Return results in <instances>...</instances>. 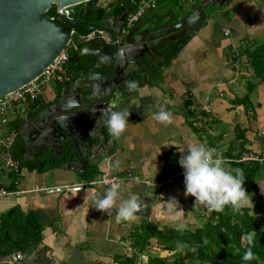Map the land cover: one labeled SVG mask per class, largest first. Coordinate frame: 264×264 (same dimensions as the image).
Segmentation results:
<instances>
[{"label":"crops","instance_id":"1","mask_svg":"<svg viewBox=\"0 0 264 264\" xmlns=\"http://www.w3.org/2000/svg\"><path fill=\"white\" fill-rule=\"evenodd\" d=\"M205 11L206 19L171 65L163 70L160 79L145 83L142 73L137 72L128 80L137 82L139 87L131 91L121 109L130 112L127 130L114 140L104 128L106 144L100 154L109 150L111 157L91 163L89 157L84 156L80 165L79 157L63 146L64 158L51 159L52 152L36 159L25 158V151L19 144L21 120L15 132V143L23 150V160L27 163L21 166L11 188V175L0 176V188L14 193L0 197V238L7 218L16 213H35L43 231L39 242L31 243L29 250L23 253L25 259L20 264H112L114 261L125 264L126 258L132 255L135 260L126 264H147L148 250L164 248V245L157 238L151 239L146 251L140 254L133 236L139 233L142 224L151 223L158 228L178 227L189 216L205 217L209 212L203 206L194 207L195 198L185 196V185L178 181L159 191L141 182L122 183L117 207L122 200L135 195L142 208L135 221L119 223L115 220V208L109 215L93 206L94 199L102 198L109 187L97 185L82 192L59 195L31 192L35 188L85 182L87 180L82 176L87 171L94 173V170L98 176L106 172L150 180L170 177L180 167L181 156L187 155V148L194 144H203L221 154L228 160L224 167L233 174L235 169L230 164L239 163L243 154L258 157L264 154V82L249 92L251 81L245 77L244 69L230 61V51L241 55L240 47L264 41V0H223L222 4H212ZM141 23L143 27L150 26L147 20ZM223 30H228L229 35L224 36ZM75 78L71 82L77 80ZM60 92L61 89L53 84V88H48L43 95L41 103L47 104V108L57 103ZM186 102H190L188 108ZM161 105L172 114L171 124L152 119ZM34 115L28 114L26 118ZM238 128L245 132L244 147L236 138ZM7 131H11L8 124L0 126V134ZM229 148L237 158L225 156ZM166 154L169 162L165 167ZM47 158L53 166L46 162L41 171L33 169ZM61 160H65L64 163ZM2 161L0 150V163ZM91 166L95 169L92 170ZM243 187L248 194L244 207L264 216L254 202L261 196L259 201L264 203V171L253 185ZM170 198L179 202L177 208L169 209L167 202ZM195 223L191 229L195 228ZM12 256L0 257V264H12Z\"/></svg>","mask_w":264,"mask_h":264},{"label":"water","instance_id":"2","mask_svg":"<svg viewBox=\"0 0 264 264\" xmlns=\"http://www.w3.org/2000/svg\"><path fill=\"white\" fill-rule=\"evenodd\" d=\"M96 1L0 0V98L40 76L68 45L70 31L47 16L49 9L55 6L59 19L77 24L85 21ZM216 3L222 4L223 0H205L177 23L163 25L154 32L143 30L139 23L118 44L127 13L116 20L107 15L99 29L87 27L90 31H107L105 39H98L96 44L83 43L77 54V58L92 57L94 71L63 85L57 103L23 120L18 133L24 157L36 159L52 152L51 159L64 158L63 146L79 157L80 165L84 156L91 163L111 157L109 150L100 154L106 144L105 127L97 124L100 112L109 105L122 111L126 98L132 94L125 83L137 72L149 83L151 64L202 23L207 17V6ZM165 42L168 46L158 51ZM128 69L130 72H126ZM94 85H100L102 94L94 95Z\"/></svg>","mask_w":264,"mask_h":264},{"label":"trees","instance_id":"3","mask_svg":"<svg viewBox=\"0 0 264 264\" xmlns=\"http://www.w3.org/2000/svg\"><path fill=\"white\" fill-rule=\"evenodd\" d=\"M142 1L108 0L107 3L101 4L97 0L90 8L83 23L100 27L107 15H111L114 19L120 18L124 13H127V16ZM204 1L193 0L191 5L185 6L180 0H158L155 9L147 11L138 22L147 20L155 29L166 24H175ZM211 5L209 4L207 8ZM186 7H190V11L185 12ZM46 14L51 18L57 19L60 25H68L67 30H73V40L76 43V49L70 50L69 60L66 63L67 75L70 77V80L89 72L92 69L93 59L89 58L90 60L84 61L82 58H77V54L84 43L81 41V38L87 35L90 30L85 29L84 25L80 23L72 24L62 20L59 21L55 6H52ZM200 25L193 31L186 32L167 52L151 64L148 74L151 82H156L161 78L163 70L171 65L172 61L191 40ZM240 48L241 55H236L233 51H230V61L235 65H241L242 69H244L245 77L251 81L249 83V92H252L257 85L264 82V41L253 43L249 46L244 45ZM63 84L66 83H57L55 85L60 90ZM41 100L42 97L31 104L28 112L29 115L37 114L47 108L48 105L41 103ZM189 104L190 102H186L187 108ZM21 120L20 118H16L9 122V129L17 132ZM236 136L238 143L244 147L246 144L244 130L238 128ZM232 153L233 149L229 148L225 156L238 157L237 155L233 156ZM167 154L170 153L167 152ZM167 154L164 158L165 167L169 162ZM12 157L19 162L20 169L22 165L27 163L23 160V150L16 143L12 150ZM64 161L61 160L63 163ZM46 162L49 166L54 165L47 158L41 162L40 166L34 165L33 169L41 171L43 165H47L45 164ZM230 165L235 170H243L245 180L243 185H253L255 179L264 171V164L255 161L233 162ZM90 168L92 170L95 169L94 166ZM94 171L91 174L87 171L82 178L87 181L94 180L98 176L96 170ZM10 175L12 177L11 188L14 186L13 182H16L17 177L13 173ZM168 175L166 174V176ZM259 199H261V196L258 197L257 201L254 199L256 209L260 211L261 208L264 214V203L259 201ZM260 215L253 213L246 207L241 208L239 212H235L231 206H226L222 212L211 211L207 215V218H205L206 220L203 222L201 228L188 229L184 224L182 225V229L178 230L180 226L158 228L151 223H144L139 233L134 234L133 238L140 254L146 251L151 239L154 238L160 240L161 244L164 245L163 250L169 252L168 257H164V255L149 256L147 264H264V216ZM42 231L43 225L35 213L12 214V217L9 216L7 218L3 230L4 233L1 235L2 238H0V257H10L17 252L25 253L31 247V243L39 242ZM249 234L253 237L251 245H248L244 239ZM248 247H251L255 258L245 261L242 257ZM134 258L135 256L132 255L130 258H126L125 262L132 263L135 260Z\"/></svg>","mask_w":264,"mask_h":264},{"label":"clouds","instance_id":"4","mask_svg":"<svg viewBox=\"0 0 264 264\" xmlns=\"http://www.w3.org/2000/svg\"><path fill=\"white\" fill-rule=\"evenodd\" d=\"M128 91L138 89L137 82L127 83ZM103 91H107L104 89ZM94 95L102 94L100 85H94ZM115 105L105 107L100 113L97 124L106 128L107 133L115 140L127 130L129 111H116ZM152 119L161 124H171L172 114L161 105L157 112L153 113ZM187 155L181 156L179 165L184 171L185 196L195 198L194 207L203 206L208 211L222 212L226 206H231L233 211L239 212L247 203V196L244 184L242 169H236L235 174L225 167L223 156L214 149H209L203 144L190 145ZM119 162H117V166ZM121 182L114 181L104 193L102 198L94 199V207L97 211L111 214L116 209L115 220L119 222H131L138 219L137 213L141 211L142 204L135 195L129 196L120 202ZM169 209L177 208L179 202L175 198H170L167 202ZM182 225L178 230L182 229ZM248 245L253 243L251 234L244 238ZM251 247H248L242 259L245 261L254 259ZM12 261L25 259L23 253L17 252L12 256Z\"/></svg>","mask_w":264,"mask_h":264},{"label":"built area","instance_id":"5","mask_svg":"<svg viewBox=\"0 0 264 264\" xmlns=\"http://www.w3.org/2000/svg\"><path fill=\"white\" fill-rule=\"evenodd\" d=\"M158 0H143L137 6V8L126 16L125 23L126 28L131 27L138 22L147 11L153 10L156 7ZM185 6L191 5L193 0H180ZM71 39L65 49L58 55V57L44 70V72L36 79L23 86L22 88L9 93L0 98V126H6L10 120L20 118L24 120L28 115L31 104L43 97L47 89L51 84L68 83L70 77L67 75L66 63L69 60L70 50L76 49V43L73 40V31H70ZM223 35L228 36L229 31L223 30ZM96 37L104 38L105 33L101 30H92L87 35L81 38L82 42H88ZM16 134L12 131L2 132L0 134V150L3 154V161L0 163V176L2 174H18L20 172L19 162L12 157V148L16 142ZM225 162L228 161L225 159ZM257 161L259 163L264 162V154L261 157L254 156L252 154H243L238 162L242 161ZM184 169L180 166L178 171L166 178H160L157 180H150L146 177H137L127 174L125 177L111 175L109 173H102L94 180L65 184L57 186H41L35 188L31 192H36L42 195H56L64 193H78L82 192L87 187H94L102 185L110 187L114 181L122 183L126 181H136L143 183L146 187L155 191L161 190L166 185H172L176 181L184 184ZM14 194L0 188V197ZM12 264H20L21 261H12ZM112 264H119L114 261ZM137 264H141L138 262Z\"/></svg>","mask_w":264,"mask_h":264},{"label":"flooded vegetation","instance_id":"6","mask_svg":"<svg viewBox=\"0 0 264 264\" xmlns=\"http://www.w3.org/2000/svg\"><path fill=\"white\" fill-rule=\"evenodd\" d=\"M125 19H126V17H125ZM62 19H59V21H61ZM116 20V19H115ZM62 21H64V22H66L65 20H62ZM142 21H140V22H138L137 24H139V23H141ZM77 23H80L81 25H84V28L85 29H87V27H94V28H96V29H99V28H101V27H103V25L102 26H100V27H96V26H92V25H87V24H85V23H83V22H78L77 21ZM137 24H133L131 27H129V28H126V23H125V20H124V22H123V25H122V27H121V31H120V36H119V38H118V40L116 41V43L118 44L119 42H121L122 40H123V37H124V35L131 29V28H133L135 25H137ZM65 28H68V25H63ZM162 27V26H161ZM148 29L150 32H154V31H156V30H158L159 28H153V26H148V27H143L142 29L144 30V29ZM71 31H73V30H71ZM140 31H142V30H140ZM104 33H105V37H104V39L106 38V34H107V31H103ZM176 33V32H175ZM175 33H173V34H175ZM173 34H171V35H173ZM170 35V36H171ZM168 37H169V35H168ZM98 39H101V38H99V37H96V38H94V39H92V40H90V41H94L95 42V44L96 43H98ZM103 39V38H102ZM181 39V38H180ZM179 40V39H178ZM177 40V41H178ZM177 41H175V42H177ZM175 42H174V44H175ZM168 44L169 43H164L163 45L161 44L160 45V47L158 48V51H161L163 48H166L167 46H168ZM173 44V45H174ZM172 45V46H173ZM89 58H92V57H90V56H84V57H82V59L84 60V61H87V60H90ZM93 59V58H92ZM146 60L148 61V58H146ZM93 61H94V59H93ZM142 68H145L144 66H141ZM91 71H94L93 69H91V70H89V72H87L86 74H81V76H80V78L82 77V76H86V75H88ZM75 79H79V77L77 76ZM70 82H71V80H70ZM69 83V82H68ZM67 84V83H66Z\"/></svg>","mask_w":264,"mask_h":264},{"label":"rangeland","instance_id":"7","mask_svg":"<svg viewBox=\"0 0 264 264\" xmlns=\"http://www.w3.org/2000/svg\"><path fill=\"white\" fill-rule=\"evenodd\" d=\"M101 4H105V3H107L108 2V0H98ZM188 11H190V7H186L185 8V12H188ZM51 88H53V84H51L50 86H49V89H51ZM208 214H210V212H208ZM207 213H206V216L203 218V217H200L199 219H200V221H199V219H198V216H197V218H194L193 216H189L188 218H185V220L183 221V222H181V225H183L184 223H187V224H185L186 226L185 227H187L188 229L190 228V227H192V223L194 222L195 223V221H196V223H195V228L196 227H202V224H203V222L206 220L205 218H207V215H208ZM180 219H184V218H180ZM176 220H178V219H176ZM174 227L175 226H177V225H173ZM191 229V228H190ZM159 246H161V245H159ZM148 252H149V254L148 255H150V257H153V256H158V255H164V257H168L169 256V252L168 251H165V250H163V248L162 247H158L157 249H150V250H148ZM152 254V255H151Z\"/></svg>","mask_w":264,"mask_h":264}]
</instances>
